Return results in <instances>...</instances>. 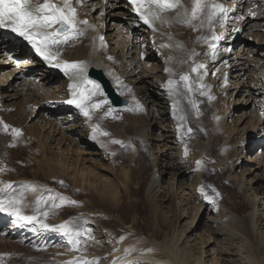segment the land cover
I'll list each match as a JSON object with an SVG mask.
<instances>
[{"label":"bare ground","instance_id":"obj_1","mask_svg":"<svg viewBox=\"0 0 264 264\" xmlns=\"http://www.w3.org/2000/svg\"><path fill=\"white\" fill-rule=\"evenodd\" d=\"M54 1L57 5L62 6V0ZM236 1L232 0V2H227L224 5L219 4L226 13L218 14L212 23L217 25V29L212 30V34L217 35L218 39L213 40L212 36L214 35L210 34L211 37H207L203 41L207 43L205 46L198 40L202 34L200 20L192 21L191 25L184 24L179 22L176 11H169L162 14L166 22L162 23L159 20L154 22L153 27L156 30L153 31L152 28L138 19L139 15L135 14L129 0H73L72 5L76 8V21L85 20V18L88 20L87 24H75L76 29L83 28L85 35L83 33L78 35L69 30L68 38L65 39L61 35L59 38L60 43H49L44 50V55L38 53L36 48H34L35 54L25 53L9 38V34L19 35L8 28H0V164L4 163L8 169L12 168L22 172V176H24V173H29L30 177H21L18 180L27 189L28 199L33 200L37 195L34 180L38 177L45 182H51V187L55 192L58 187H69L70 192L65 194L66 197L72 198V189H77L78 183L83 186L86 185L87 189H90L100 202L106 200L105 196L114 197L115 194L116 197V188L112 185L105 184L106 191L97 186L99 176H96L98 173L96 168L83 166L86 162L90 164L89 157L101 155V142L96 137L99 124L95 120H91L90 115H83L75 103L69 104L67 102L73 99L74 96L78 99L82 98L85 110L89 101L93 105L95 104L92 100L99 94V90L94 83L92 84L87 80V71L90 68L104 69L108 73V78L118 84L119 90L141 104H144L143 101L145 100L152 105L154 117L156 115L157 118L168 122L167 128L162 129L165 133H161L159 140L166 142H170L171 138L179 140L180 143L178 144L182 147L181 151L184 153L186 151L184 147L189 137L192 136L191 145L194 149L192 151L195 153V158L201 162V171L199 175L195 176L194 183L196 185H193L194 189L197 188L200 193H208L212 204H220L224 201L221 193L227 196L232 192L242 195L241 193L245 191L244 188L241 193L239 190L238 193L233 190L235 178L227 180L224 177L227 171L235 165L232 158L238 152L233 149L226 155L225 148L231 147L234 142L229 136L230 134L226 132L229 118L226 121L223 117L217 118L221 115L218 105H223L225 99L217 96L218 89H215L213 84L216 79L219 82L225 78L221 77L220 71L216 72L213 84L206 78L208 69L214 63L212 59L218 61L212 68L215 69L221 61L217 58L222 55L219 53L221 50H219V47L209 48L208 46L209 44L225 41L223 38L229 33V28L232 26L231 21L236 16V13L233 15L234 13L231 12L236 5ZM43 2L44 0H33V3ZM207 2L218 4L216 0L213 2L207 0ZM80 3L81 5H79ZM182 3L185 7L191 8V0H182ZM229 6L232 8H228ZM180 11L182 12L183 9ZM222 16H225V18ZM221 18L224 20V25H220ZM250 23L248 21L246 24ZM208 24L205 19L203 26ZM192 25L196 26L195 29ZM55 26L53 25L47 31H54ZM100 37H103V41L100 40ZM26 42L29 43L28 40ZM162 45L166 46L162 47ZM61 47L66 50L60 52L59 48ZM232 55V57L226 56L224 61L223 67L227 71L225 73L236 72V78L239 77L238 80L242 82V86H240V82L233 83V86L236 84L234 89L238 91L236 95L240 93L243 97V94H245V104L254 99L253 104H249L252 105L253 109H258V105L263 106L264 104V93L261 94L259 91V89L264 90V73L261 72V69H264V41L256 40L254 45H251V41L247 39L242 42L237 51L232 52ZM45 56H47V59H45ZM197 59L203 67L193 65ZM66 63H75L78 68L68 69L66 74L65 70H62ZM48 65L52 67H48ZM193 67H197L200 76L196 77V71H192ZM165 69H168V71H165ZM62 73L65 74V77L61 75ZM225 75L227 74H224V77ZM182 76H187L188 80H182ZM129 78H133L132 82H135L136 87L132 86ZM234 78L235 76H232V79ZM169 81H172L170 87L173 94L171 96L169 95ZM198 82L205 87L203 94L200 92ZM138 85L142 86L140 95L137 94ZM221 85H224L223 81ZM225 85V88H221L223 91L228 88V83H225ZM229 85L232 86V83H229ZM189 87L191 91H189ZM209 96L213 99H209ZM16 101L19 102L16 103ZM242 102L243 98L236 99L233 104ZM6 103L9 104L6 105ZM231 103L232 97L227 107H230ZM160 107L163 109L161 113L158 109ZM209 107H213L215 111L214 118L207 124L205 112ZM191 110H193V113H191ZM92 112L93 114L101 113L100 109L96 107L92 108ZM36 114L38 115L36 127H32L28 123ZM192 116L196 118L195 122L191 121ZM95 117L97 116L95 115ZM254 120L253 127L256 124H261L245 138L257 136L263 139L264 114H258L257 112ZM132 121L134 120L131 118L127 121L124 120L119 127L125 126V129H127L128 126L132 125ZM10 124L13 125L12 129H19L21 135L15 136L12 129L4 128V125L9 127ZM67 124H70V126ZM94 126H97L95 132ZM187 126H190L191 131L187 129ZM69 133L72 135H69ZM55 135H59L61 140L68 143V146L59 152L60 158L58 157V151L55 152L57 154L55 158L51 154L52 149L56 147L51 146ZM242 135L240 136L242 137ZM142 136L144 138L147 136L145 129L142 130ZM240 138L235 141L241 144V147L239 146L240 153L251 151L252 146H243L244 142ZM55 141H58V145L61 142L60 140ZM82 144L87 147H82ZM262 159L264 161V152L255 156L252 161L258 166L263 162ZM77 164L82 168L76 167ZM26 166L29 167L28 173L23 171ZM70 168L73 172L70 171ZM79 175L80 177H78ZM238 189H240L239 186ZM235 196L237 197V195ZM60 200L63 201L62 196L59 197ZM182 201L183 199L179 200V202ZM102 203L104 202L102 201ZM109 204L110 209L115 214L119 201H111ZM263 204L264 201L261 202V205ZM231 205L235 212L239 211L240 202L231 200ZM214 206L211 205L212 208ZM223 207L218 208L216 212L220 213L217 215L222 216ZM198 208H194V213L198 212ZM256 210L257 208L254 206V210L252 209L249 214L253 228L255 222H252V219ZM176 212L177 208L174 204L171 206V215L174 216ZM92 213L100 217L106 215L103 209L100 208L94 209ZM149 213L150 218L152 216L155 222L159 217L156 205L152 207ZM194 216L195 214L190 215V219L192 220ZM13 219L16 220L17 217H13L11 213H6V211H0V229H4L3 234H9L11 230H17L16 232L20 230L21 227L16 221L8 225V221ZM175 219H177V216H175ZM26 221L30 224L33 219ZM154 222L149 237L144 235L117 237L113 231L104 234V226H95L99 231H97L98 235L105 237L104 241L108 246L111 244L107 251L109 254L107 253V257L106 253L103 256L107 258L103 264H183L173 258L167 251L168 246H170L169 242L173 239L174 231L169 238L166 235L159 238L153 230ZM217 224L218 227L222 225L221 222L215 224L211 221L209 223L208 227L211 234H218ZM242 224V221L237 219L232 226L242 232L244 227ZM22 235H26V238L30 240L38 236L36 233L28 234L27 232ZM53 237L55 238L54 235ZM209 239L210 237L206 241ZM54 241H56V238L51 242ZM180 251L179 256L188 261L185 250ZM201 255L194 264L204 263ZM211 261H218V258L215 257Z\"/></svg>","mask_w":264,"mask_h":264},{"label":"rangeland","instance_id":"obj_2","mask_svg":"<svg viewBox=\"0 0 264 264\" xmlns=\"http://www.w3.org/2000/svg\"><path fill=\"white\" fill-rule=\"evenodd\" d=\"M216 2L224 5L227 2H232V0H216ZM228 8L232 7L229 6ZM231 12L234 13L233 15L236 13V16L231 21L232 26L229 28V33L223 38L225 41L212 44L216 48L219 47V50L221 49L219 53L222 55L217 58L221 61L215 69H212L218 62L216 59H212L214 63L208 69L206 78L213 84L218 71H220L221 77L225 78L219 82L216 79L213 84L215 85L214 88L218 89L217 96L225 99L223 105L218 103L222 116L216 117H223L225 121L229 118L226 132L230 134L229 136L234 142L239 140L240 135L245 132L240 140L244 142L243 146H252L251 151L242 153L239 150L241 147L239 142H233L231 147L225 148L226 155L233 149L235 152L238 151L232 158L235 165L227 171L224 177L227 180L235 178L233 190L237 193L239 190L241 193L244 188L245 191L241 193L242 195L232 192L227 196L221 193L224 201L220 204H212L208 193H200L197 188L194 189L196 185L194 183L195 176L199 175L201 171V162L195 158L194 149L191 145L192 136L189 137L184 147L186 148L184 153L178 144L180 143L179 140L174 138H171L170 142L159 140L161 133H165L162 129L167 128L168 122L157 118L156 115L154 117L152 105L145 100L143 101L144 104H141L119 90L118 84L108 78V73L104 69L99 68L104 76L109 79L115 92L127 100V104L122 107L112 106L102 91L101 85L87 76V80L92 84L94 83L99 90V94L92 101L95 103L94 105L99 104V107L96 108H99L101 113L93 114L91 101H89L86 110L89 112L91 120H95L99 124L98 132L100 134L97 132L96 137L101 142V155L89 157L90 164L86 162L83 166L96 168L98 171L96 176H99L97 186L106 191L105 184L112 185L116 188V197L115 194L114 197L109 196L110 198L105 196L106 200H102L104 202L102 203L99 199L97 200V196L93 195L90 189H87L86 185L83 186L79 183L77 189H72V198L66 197L65 194L70 192L69 187H58L55 192L51 187V182H45L38 177L40 179L34 180L37 195L33 200H30L27 189L18 181L21 177H30L28 175L29 167L23 168V171L28 173L23 172L24 177L21 175L22 172L12 168L8 169L4 163L0 164V201L5 204L6 213H11L13 217L18 219L8 221V225L16 221L21 227L18 232L11 230L6 235L3 234L4 229H0V264H70V262L84 264L85 261L91 262V264H103L107 260L103 256L106 253L107 257L109 254L107 251L111 244L108 246L104 241L105 237L98 235L99 231L95 226L102 225L105 227L104 234L113 231L117 237H137L140 235L149 237L154 222L153 217L150 218L149 212L155 205L159 217L154 222L153 230L159 238H163L164 235L169 238L174 231V240L169 242L170 246H168L167 251L177 261L183 264H187V262L194 264L202 254L203 264H264V204L261 205V202L264 201V161L262 159L263 162L258 166L252 161L255 156L264 152V138L260 139L257 136L245 138L261 124H256L253 127L255 114L257 112L258 114L263 113L264 104L263 106L258 105V109H253L252 105L249 104H253L254 99L245 104V94L243 97L240 93L236 95L238 93L234 89L236 84L233 86L234 82H240L239 77L236 78V72L225 73L227 71L223 67L226 56L232 57V52L237 51L242 42L248 39L251 41V45H254L256 40L264 41V0H237ZM225 13L224 11L223 14ZM222 17L225 18V16ZM223 18L220 20V25L225 24ZM248 21L251 23L246 24ZM214 25L212 24L211 27L209 24L202 26V34L198 40L204 46L207 43L203 41L207 37H211L210 34L214 35L212 32L217 29V25ZM82 30L83 28L79 29L84 34V30ZM64 50L66 49L63 47L59 48L60 52ZM194 63L193 65L198 67L200 65L199 59L195 60ZM263 70L261 69V72H264ZM195 73L196 77L200 76V71L197 70ZM224 74L227 75L224 77ZM232 76L235 78L232 79ZM129 79L131 82L133 81V78ZM222 81L223 86L221 85ZM224 82L228 83L226 91L221 89L226 86ZM229 83H232V86ZM198 85L200 92H205V87L199 82ZM132 86L136 87L137 85L132 82ZM240 86H242V82H240ZM138 87L137 94L140 95L142 86L138 85ZM259 91L261 94L264 93V90L259 89ZM231 94L232 103L230 107H227L231 101ZM242 98V103L233 104V101ZM18 102L16 101V103ZM137 105H139V110H137ZM126 109L128 111H125ZM158 109L160 113L163 112L161 107ZM214 111L213 107L206 109L205 120L207 124L214 118ZM37 116L36 114L33 119H30L28 123L30 126L36 127ZM130 118L134 121H132L131 126H128L129 128L127 126V129L125 126L119 127L122 121H127ZM195 120L196 118L192 116L191 121L195 122ZM67 125L70 126V124ZM12 127L13 125L10 124L8 130ZM140 129L141 131H139ZM143 129H145L148 138L142 136ZM187 129H190V126H187ZM102 133H107V135ZM69 135L72 134L69 133ZM59 137V135H55L54 141L52 140L51 146H56L52 149L54 152L51 151L53 158L57 155L55 154L56 151H58L60 158L59 152L68 146V143ZM55 140H60V144L58 145V141ZM113 140L120 141V143H112ZM82 147L87 146L82 144ZM76 167L82 168L78 164ZM60 196L63 197V201H59ZM180 199L183 201L179 202ZM115 200H118L119 204L114 214L109 203ZM231 200L240 202L238 212L233 210ZM43 203H45L44 207L42 206ZM174 204L177 212L172 216L171 206ZM211 205H215L214 208ZM254 206L257 210L252 219V222H255L253 228L249 214L252 209L254 210ZM196 207H199L198 212L194 213ZM219 207H223L222 216L217 215L220 213L216 212ZM13 208L19 209L22 216L35 217V219L28 224L26 220L12 214ZM98 208L103 209L106 215L100 217L92 213L94 209ZM193 214L195 216L191 220L190 215ZM237 219L242 221L244 233L232 226ZM211 221L215 224L216 222L222 223L219 227L218 224L216 225V229L219 228L216 235L211 234L208 227ZM62 225L67 230L66 232L61 229L60 226ZM228 230L230 231L228 232ZM20 232L36 233L38 236L30 240L26 238V235H22L24 233ZM53 235L56 241L51 242L55 240ZM200 236L201 238H199ZM208 237L210 239L206 241ZM213 239L214 242L212 243ZM114 245L116 244L114 243ZM182 249L185 250L188 261L179 256ZM215 257L218 258V261H211Z\"/></svg>","mask_w":264,"mask_h":264},{"label":"snow or ice","instance_id":"obj_3","mask_svg":"<svg viewBox=\"0 0 264 264\" xmlns=\"http://www.w3.org/2000/svg\"><path fill=\"white\" fill-rule=\"evenodd\" d=\"M129 3L133 6V11L140 16L144 24L152 28L153 31L156 30L155 27H153L154 22L157 20L162 23L166 22L162 14L169 11H176L179 22L184 24L191 25L192 21L200 20L201 27L205 19L211 27L214 18L225 11L221 5L215 3L210 4L207 0H191L190 9L183 5L182 0H129ZM181 9H183L182 12L180 11ZM75 13L76 9L72 5V0H62V6L52 3L51 0H44L43 3H33V0H0V28H8L19 36H22L36 48L38 53L44 55L46 46L49 43H60L61 41L59 38L61 35L67 39L69 30L78 35L82 34L79 29L75 28V24H87V21L81 20L77 22ZM53 25H57L54 31H47V29L52 28ZM192 26L195 29L196 26ZM212 39L215 40L218 39V37L214 35ZM100 40L103 41V37H100ZM165 46L166 45H162V47ZM209 47H214V45L209 44ZM45 59H47V56H45ZM109 59H111V57H109ZM198 67H203V65H199ZM77 68L78 65L75 63H66L62 70H65L67 74L68 69ZM165 71H168V69H165ZM192 71H197V67H193ZM181 79L187 81L188 77L182 76ZM171 84L172 81H169L170 96L173 94L170 87ZM189 91H191L190 87ZM209 99H213V97L209 96ZM67 102L69 104L75 103L76 107L80 108L83 115L89 116V112L85 110L83 105L82 98L78 99L74 96L73 99ZM193 106H195V104H193ZM93 107H99V104L93 105ZM137 110H139V105H137ZM4 128L7 129L8 126L4 125ZM96 129L97 126H94V132ZM189 131H191V129H189ZM12 132L15 136L21 135L19 129L13 128ZM102 134L107 135V133ZM112 143H120V141L113 140ZM197 163L199 164L200 162L198 161ZM5 210L4 202L0 201V211ZM12 214L24 220L35 219V217L22 216L17 208L12 209ZM44 226L48 227L47 225ZM60 227L65 232L67 231L63 225ZM70 264H75V262H70ZM84 264H91V262L85 261Z\"/></svg>","mask_w":264,"mask_h":264},{"label":"water","instance_id":"obj_4","mask_svg":"<svg viewBox=\"0 0 264 264\" xmlns=\"http://www.w3.org/2000/svg\"><path fill=\"white\" fill-rule=\"evenodd\" d=\"M88 76L96 79L101 84L103 92L106 94L107 98L110 100V103L113 106L119 107L127 104L126 99L120 97L115 92L110 82L104 77L103 73L100 70L90 68L88 70Z\"/></svg>","mask_w":264,"mask_h":264}]
</instances>
